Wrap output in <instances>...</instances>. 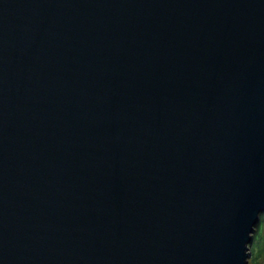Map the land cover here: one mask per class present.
<instances>
[{"label":"water","instance_id":"95a60500","mask_svg":"<svg viewBox=\"0 0 264 264\" xmlns=\"http://www.w3.org/2000/svg\"><path fill=\"white\" fill-rule=\"evenodd\" d=\"M264 211V0H0V264H246Z\"/></svg>","mask_w":264,"mask_h":264},{"label":"trees","instance_id":"16d2710c","mask_svg":"<svg viewBox=\"0 0 264 264\" xmlns=\"http://www.w3.org/2000/svg\"><path fill=\"white\" fill-rule=\"evenodd\" d=\"M258 218H259V220H258L257 224L253 227L252 232H254V233H253V235L251 237V241H250V245H251L250 249H252L254 246V249L252 251L254 253V256H256V257L258 256L260 251H264V211L259 213ZM251 261H252V263L254 262L252 260V258H250L249 263H247V264H250Z\"/></svg>","mask_w":264,"mask_h":264},{"label":"rangeland","instance_id":"374dc122","mask_svg":"<svg viewBox=\"0 0 264 264\" xmlns=\"http://www.w3.org/2000/svg\"><path fill=\"white\" fill-rule=\"evenodd\" d=\"M254 233V232H253ZM253 235V234H252ZM251 248V245L249 244V247H248V252H249V256H248V258H247V263H249V260H250V258H252V260L254 261L253 263H252V261H251V263L252 264H264V251H260V253L258 254V256L256 257V256H254V253H253V249H254V246H253V248L252 249H250ZM246 263V264H247ZM250 263V264H251Z\"/></svg>","mask_w":264,"mask_h":264}]
</instances>
